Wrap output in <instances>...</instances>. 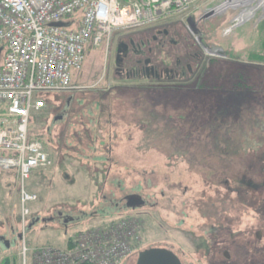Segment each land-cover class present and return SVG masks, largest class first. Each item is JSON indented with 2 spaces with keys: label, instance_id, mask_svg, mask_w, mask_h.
I'll use <instances>...</instances> for the list:
<instances>
[{
  "label": "rangeland",
  "instance_id": "obj_1",
  "mask_svg": "<svg viewBox=\"0 0 264 264\" xmlns=\"http://www.w3.org/2000/svg\"><path fill=\"white\" fill-rule=\"evenodd\" d=\"M221 2L202 0L179 17L115 32L108 48L86 52L82 70L72 78L74 89L45 97V108L30 119V133L44 143L52 166L35 171L28 182L38 200L29 206L24 224L17 180L0 170V263L14 256L21 264L23 248H62L77 231L125 218L138 221L140 242L121 264H135L137 254L151 247L173 252L181 264H218L208 260L207 251L220 250L214 242L223 233L247 237L257 231L262 241L251 242L263 251L247 254L250 249H244L241 263L264 264V191L252 186L264 184L258 158L264 155V102L238 104V112L233 106L226 109L231 114L216 119L220 111L211 103L163 100L144 106L141 95L128 90L171 87L195 69V58L188 59L195 53L207 58L208 51L221 50L226 58H216L248 65L246 57L260 49L264 37V15L256 11L233 27L240 10L209 16ZM188 17L195 34L183 23ZM159 31L168 37L153 41ZM131 41L141 50V60L150 58L160 71H173L175 79L119 74L117 46ZM139 59L131 56L129 62ZM255 89L264 94L262 85ZM218 124L220 134L213 127ZM130 192L142 196V207L125 208L123 198ZM5 240L11 248L3 247Z\"/></svg>",
  "mask_w": 264,
  "mask_h": 264
},
{
  "label": "built area",
  "instance_id": "obj_2",
  "mask_svg": "<svg viewBox=\"0 0 264 264\" xmlns=\"http://www.w3.org/2000/svg\"><path fill=\"white\" fill-rule=\"evenodd\" d=\"M202 0H0V170L17 180L22 224L37 195L28 182L52 166L41 142L30 139V119L51 93L69 92L86 52L108 48L115 32L156 25L187 13ZM217 13L240 10L234 27L264 0H223ZM135 219L77 231L63 248H23L21 264H121L140 242Z\"/></svg>",
  "mask_w": 264,
  "mask_h": 264
},
{
  "label": "trees",
  "instance_id": "obj_3",
  "mask_svg": "<svg viewBox=\"0 0 264 264\" xmlns=\"http://www.w3.org/2000/svg\"><path fill=\"white\" fill-rule=\"evenodd\" d=\"M260 23L262 24L260 26H264V21ZM259 48L257 52L246 57L249 60L248 65L239 64V62L234 64L233 61L228 62L216 57L202 58L203 56L195 53L188 57V59L195 58V69L187 77L177 81L173 80L174 84L171 87L157 88V86L147 85L140 88H128V90L141 95L140 98L144 106L148 105V103L162 104L163 100L166 101L165 104H170L167 103L168 100L171 102L178 101L183 104L189 100L202 102L203 104L211 103L212 110L221 112L218 113L216 119L222 118L231 114V110L226 109L233 108V106H236L235 111L238 112L240 110L237 107L238 104L246 103L259 106V104L264 102V99L261 98L264 94L257 93L255 89L257 84L258 86L262 85V88H264V37ZM225 81L228 82L226 83ZM208 106L210 107V105ZM220 125L213 126L218 134L222 130ZM29 137L42 142L31 133ZM258 158L259 162L264 164V155L258 156ZM252 186L259 187L257 189L261 192L264 191V184ZM222 204L225 205V202L222 201ZM0 264H18V262L16 257L13 256L3 259Z\"/></svg>",
  "mask_w": 264,
  "mask_h": 264
},
{
  "label": "flooded vegetation",
  "instance_id": "obj_4",
  "mask_svg": "<svg viewBox=\"0 0 264 264\" xmlns=\"http://www.w3.org/2000/svg\"><path fill=\"white\" fill-rule=\"evenodd\" d=\"M206 18V16H205ZM159 36H162L163 38L168 37V33L166 31H159L157 33V36L153 37V41H156ZM170 43H173L172 41H169ZM141 50H137L135 48V45L131 41V43H120L117 46L116 56H115V67L119 74L124 75L126 78L129 79H139L143 78L146 80H154V81H160L163 79V76H166L168 79H175V74L173 71L169 69H163L160 71L158 68H156L154 65H152L150 58H145L141 60L140 55ZM150 52V51H149ZM139 54V55H138ZM134 56L137 58H140L139 60L131 61L130 57ZM130 65V66H129ZM178 63L176 64V66ZM181 75H184V73H181ZM58 119H61L60 116H58ZM123 203L125 208L129 209H136L139 207H142L144 205V200L142 196H140L136 192H130L125 194L123 198ZM260 231H257L254 233V236H247L242 237L241 232H230L228 234H222V236L219 237V241H215L214 244L220 249L219 251H213L209 250L208 253V260L212 263L213 261H218V264H243L241 261L243 260L242 251L245 249H250V252H247V254H257L258 251L262 252L259 247H256L255 244L262 241V233L261 238L257 237V233ZM221 235V234H219ZM217 237V235H216ZM218 238V237H217ZM252 238L255 240V244L251 242ZM7 241H4L3 243H6ZM213 243L210 244L213 248ZM1 245V243H0ZM152 248V247H151ZM211 248V249H212ZM252 249V250H251ZM252 251V252H251ZM213 262V263H215Z\"/></svg>",
  "mask_w": 264,
  "mask_h": 264
},
{
  "label": "water",
  "instance_id": "obj_5",
  "mask_svg": "<svg viewBox=\"0 0 264 264\" xmlns=\"http://www.w3.org/2000/svg\"><path fill=\"white\" fill-rule=\"evenodd\" d=\"M210 16V14H209ZM208 17V16H207ZM190 28L196 33L195 26L191 19L187 20ZM218 54H222L219 50ZM66 223V222H65ZM257 237L261 238V232L257 233ZM4 238L1 237L0 241ZM4 248H8L9 243H2ZM135 264H181L178 257L171 251L163 248H148L138 253L137 260Z\"/></svg>",
  "mask_w": 264,
  "mask_h": 264
},
{
  "label": "crops",
  "instance_id": "obj_6",
  "mask_svg": "<svg viewBox=\"0 0 264 264\" xmlns=\"http://www.w3.org/2000/svg\"><path fill=\"white\" fill-rule=\"evenodd\" d=\"M100 161V160H99Z\"/></svg>",
  "mask_w": 264,
  "mask_h": 264
}]
</instances>
